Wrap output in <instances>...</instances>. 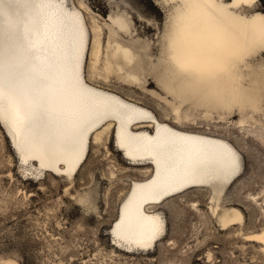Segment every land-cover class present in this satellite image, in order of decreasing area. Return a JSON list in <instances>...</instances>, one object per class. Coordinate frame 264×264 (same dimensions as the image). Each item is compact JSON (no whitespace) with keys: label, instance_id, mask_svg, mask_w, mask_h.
Listing matches in <instances>:
<instances>
[{"label":"snow or ice","instance_id":"6c2138e0","mask_svg":"<svg viewBox=\"0 0 264 264\" xmlns=\"http://www.w3.org/2000/svg\"><path fill=\"white\" fill-rule=\"evenodd\" d=\"M148 3L151 11L142 10L143 19L135 12L132 16L137 27L158 34L159 59L137 80L126 75L132 69L96 53L101 28L109 43L131 34L126 5H121L124 12L101 20L90 0H0V128L11 137L21 164L35 160L56 172L62 167L69 178L86 154L105 147L108 136L113 150L129 162H148L147 176L129 172L124 178L126 192L108 225L112 243L140 251L166 241L183 258L175 264H191L204 243L200 230L215 215L219 197L243 198L264 211V0H244L241 15L258 32L247 45L220 22L230 18V6L240 7L233 0ZM144 43L147 47L151 41ZM116 51L128 59L126 49L117 45ZM216 75L227 76L235 91L242 85L254 94L249 103L236 97L234 104L209 105L205 86ZM106 77L113 84L136 83L151 107L105 86ZM146 81L153 87L147 88ZM257 111L259 123L248 115ZM209 112L239 134H189L188 125ZM233 115L238 119L231 120ZM245 116L248 129L241 127ZM142 124L151 127L145 131ZM243 133L260 145L258 174L246 167ZM201 192L206 196L198 207L194 201ZM87 197L82 193L80 203ZM174 232L183 240L173 238ZM257 239L264 240V234ZM208 261L216 264L211 253ZM0 264H20L19 256L12 249L0 252Z\"/></svg>","mask_w":264,"mask_h":264},{"label":"rangeland","instance_id":"374dc122","mask_svg":"<svg viewBox=\"0 0 264 264\" xmlns=\"http://www.w3.org/2000/svg\"><path fill=\"white\" fill-rule=\"evenodd\" d=\"M122 4L131 9L127 15L132 20V27L131 34L121 38L138 45L140 60L144 62L145 69H149L159 59L156 52L159 47L156 43L158 34L142 24L137 27L138 22L132 16L135 12L143 19L145 12L142 10L151 11L148 0H90L93 13L101 20L106 14L124 12ZM107 40L101 28L95 36V44H101L100 59L106 57ZM146 41L151 43L144 48ZM103 83L145 106L152 105L137 90L138 87H130L120 80L113 84L110 77L104 79ZM145 86L153 87L149 82ZM230 119L236 120L238 117L233 115ZM223 124L224 121L218 120L213 113L210 119L195 118V123L189 126L222 136L230 133L235 137L239 134L238 128L222 127ZM249 127L248 120L243 128ZM242 135L241 147L246 150V167L258 174L260 145L250 139L247 133ZM107 139L104 148L88 156L76 176V185H72L64 178L48 172L38 178H29L4 130L0 128V252L14 250L20 264H68V261L72 264L77 261L79 264H175L183 259L178 250L167 246L166 241L159 243L155 251L150 253H126L111 244L108 225L116 216L118 203L126 192L124 178L129 172L136 175L142 173L141 166L130 165L119 152L113 150L111 136ZM82 193H88L91 197V209L80 203ZM199 196L200 200L194 201L198 207L206 193L201 192ZM220 203L223 207L239 208L244 214V224L220 230L213 216L206 218L200 230L201 235L198 236L204 243L190 258L191 264H210L208 253L215 258L216 264H264L262 245L246 240L239 233L241 230L249 233L264 227V211L259 204L251 201L245 203L243 198L224 197H220ZM171 236L183 240L178 232L171 233Z\"/></svg>","mask_w":264,"mask_h":264},{"label":"bare ground","instance_id":"6f19581e","mask_svg":"<svg viewBox=\"0 0 264 264\" xmlns=\"http://www.w3.org/2000/svg\"><path fill=\"white\" fill-rule=\"evenodd\" d=\"M217 2L229 4V1H226V0H217ZM233 2L235 4H238L240 7L236 8V9H232L230 6V10H231L230 18L221 17L220 22L224 23L229 28V30L234 33V35L237 37V39L240 40L242 45H247V44L251 43L252 41H254L258 38V32H257V29L254 28L251 24L247 23L246 18L241 15V11H243L242 8L244 6V0H233ZM115 15H113V16H115ZM100 45L101 44L99 42H97L96 53H97L98 58H100V55L102 53ZM117 45L119 46L120 49H122V50L126 49L127 50V57H128L127 60L125 59V53L123 51H120V52L116 51ZM143 47L147 48V47H145V44L143 45ZM137 48H138V45L135 42H126L121 38V36H119V37L114 36L111 38L110 43H109V38L107 40V53H106V55H105L106 57L104 59H107L109 56H111V60L113 62H115V64L117 66H124L127 69L133 70L130 73H126L127 76H136L137 80H139L140 76L149 72L150 68L145 69V67L143 65L144 62L142 63V60H140V54H139ZM153 64H155V62ZM108 78L109 77H106L105 80H107ZM120 81L129 85L130 87H138V85L136 83L125 82L124 80H120ZM146 83H147V81L145 82V84ZM114 91L119 92L117 90H114ZM205 91L208 93V96H209L208 104L212 105V106H221V107L227 106L229 104H234L236 102V100H235L236 97H239L241 102L248 104L249 103L248 97L250 95H254L252 93H249L248 90L243 88L242 85L239 89V92L235 91L233 89V86H232L229 78L227 76H224V75H216L212 79H210L205 86ZM127 97H129V96H127ZM129 99L136 101L138 104H142L141 102H139V101H137L131 97H129ZM255 102L256 103L260 102L258 97L255 98ZM212 114H213L212 112H209L208 115L204 118L210 119ZM248 115H250L251 119H253L256 123H259L260 117H257V116L261 115L259 111L255 112L254 114L249 113ZM243 118H244L245 122H247L249 120L248 116H245ZM243 125H242V127H243ZM150 127H151V124H142L141 125V129L145 130V131H147L148 128H150ZM188 131H189V134L207 135V136L212 137V138H218V137L222 136V135L214 134V133L209 132V131L200 130L196 127L189 126V125H188ZM6 136L8 137V139L10 141V145L12 146L11 137L9 135H6ZM14 152H15V149H14ZM88 156H89V154L85 155L84 160L81 161L80 165L72 172L70 178L63 171L62 167H61L60 172H56V171H51L48 169H42L40 167V162L35 161V160H29L27 164H21L20 162L19 163H20L21 167L23 168L25 174L29 178H38L41 174L48 172L54 176H59V177L64 178V180L66 182H68L72 185H76V182H75L76 176L80 172V170H81L82 166L84 165V163L86 162ZM123 158L130 165L141 166V168H140V172L142 173L141 176H147L149 174L151 165L148 162L142 161L140 164L137 165V164L129 162L125 157H123ZM18 159H19V157H18ZM55 188H58V187H55ZM210 200H211V197H210ZM213 203H217V202L213 201ZM233 209L235 211H233ZM214 211H215V215L213 217L215 218L216 223L219 226L220 230H228L234 226L241 227L244 224L243 212L239 208H236V207H223L220 203V197L218 198L217 207L214 209ZM237 213L239 214L238 217L236 215ZM108 233H109L110 238H111V244L114 246L115 249L120 250L122 252H126V253H138V252L150 253V252L155 251V249L157 248V246H154V248H152V249L140 250V251L124 249V248L119 247L118 244L112 243L113 237H112V233H111L110 229H109ZM239 233L242 234L246 240L256 241V242L260 243L262 245V249L264 251V240L257 239V237H260L262 234H264V227L261 228L260 230L249 232V233H244L241 230ZM167 235L168 234L166 233V236Z\"/></svg>","mask_w":264,"mask_h":264},{"label":"clouds","instance_id":"9594fccd","mask_svg":"<svg viewBox=\"0 0 264 264\" xmlns=\"http://www.w3.org/2000/svg\"><path fill=\"white\" fill-rule=\"evenodd\" d=\"M85 205H86L89 209L92 208V206H93V201H92V199H91L90 196H88V197L86 198Z\"/></svg>","mask_w":264,"mask_h":264}]
</instances>
